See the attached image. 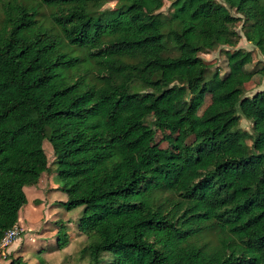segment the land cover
Here are the masks:
<instances>
[{"label": "trees", "instance_id": "trees-1", "mask_svg": "<svg viewBox=\"0 0 264 264\" xmlns=\"http://www.w3.org/2000/svg\"><path fill=\"white\" fill-rule=\"evenodd\" d=\"M241 37L264 56V0H0V242L49 141L90 264H264V90L200 57Z\"/></svg>", "mask_w": 264, "mask_h": 264}, {"label": "rangeland", "instance_id": "rangeland-1", "mask_svg": "<svg viewBox=\"0 0 264 264\" xmlns=\"http://www.w3.org/2000/svg\"><path fill=\"white\" fill-rule=\"evenodd\" d=\"M219 3L221 2V0H217ZM115 4L116 2H111L109 4H107L105 6V8H110L111 10H113L115 8ZM164 13H170L171 12V3L166 1L165 2V6L162 10ZM235 14V13H234ZM242 24L238 23L236 25V30L240 32V34H242V30H241ZM205 28H212L211 26H209L208 23H205ZM226 49H230V50H244V51H249L252 53L253 55V63L248 65L244 71V74L241 73V79L245 82V89H246V96H252L257 92H260L262 90H264V72L262 71L264 68V56L261 54V52L252 44L248 43L246 41V39L244 37H241V40L239 41V44L237 46V48H228V47H222V48H218L215 51H212L208 54H200V57H202L207 64H209V66H211V72L215 71V70H220L222 75H225V73L227 72V61H226V56L224 54L223 50ZM188 53H192L191 49H187ZM258 70V71H257ZM255 71H257L255 73ZM201 101V99L197 98V101ZM203 102V107L201 109V112L211 103V96L210 95H206L203 97L202 99ZM241 130L246 131L248 133H252V123L248 120H246L245 118L242 117L241 121H240V126ZM165 135H169V132L167 130L164 131H158L157 133V138H156V143L160 146V148L163 149H167L169 148L168 143L166 142V140L164 139ZM247 143L249 146H252L254 148L253 145V140H247ZM44 149L46 151L48 160H49V166H50V170L45 173L42 182H41V189L42 192L39 191V196L40 197H45V191L43 190V186L47 184H50L51 186L54 187H63V181L60 178L59 174H58V166L54 164L55 161V156L53 153V149L52 146L50 144L49 141H45L44 143ZM257 150V148H255ZM58 191V190H57ZM53 192L51 194V197L54 198H60L62 197V199H64L65 197V193L62 192V190L58 191V192ZM29 195V199H30V204L33 205L35 208L38 209L36 215H31L28 218H25V214H24V209H22V211L20 212L19 215V220L21 221V223L23 225L27 226V233L26 235H24L22 238L26 240V242L28 243L29 247L28 250L25 252L27 254L28 259H33L42 263L43 260L40 258L42 255V249L40 247L38 248V251H34L33 249H36V246L39 245V243H32L31 239L35 236L37 237L40 234H37L38 232H41V228L38 229V227H41L43 223V218L44 215H47L49 217L48 222H50L47 227L48 229L51 228L52 223L51 222H61L64 221L63 223H59V224H54L55 226L58 227V232L62 231L63 233H65V226L66 225H74L77 224L76 227L72 226L71 229L68 230V232L70 233V238L74 239L76 237H79L80 229H79V221L80 218L83 216L84 214V207H80L77 208L75 210L72 211H68L62 207L59 208H53L50 209L49 207H47V204L43 201L39 200L38 204H34L33 200H34V196H32L30 193H28ZM29 204V205H30ZM29 212V210H28ZM49 212V214H48ZM28 215H26L27 217ZM46 218V216H45ZM25 223V224H24ZM28 229H31L30 231H28ZM37 230V231H36ZM62 233V234H63ZM45 233H42L41 236H43ZM44 238V237H43ZM84 240L86 241V238L83 236ZM35 240H37L36 238H34ZM40 241V240H39ZM46 242V241H45ZM46 244V243H45ZM76 244V243H75ZM49 243L47 242L46 244V249L48 247ZM37 250V249H36ZM1 252V251H0ZM50 256H55L53 254H50ZM106 258L103 264H109L111 261L112 256L110 254H106ZM0 260H2L3 262L6 263V260H4L2 257H0ZM59 262V260H57L55 263L57 264ZM77 264H90V258L89 255L85 252H82L81 255L78 257Z\"/></svg>", "mask_w": 264, "mask_h": 264}, {"label": "crops", "instance_id": "crops-1", "mask_svg": "<svg viewBox=\"0 0 264 264\" xmlns=\"http://www.w3.org/2000/svg\"><path fill=\"white\" fill-rule=\"evenodd\" d=\"M44 175H45V173L42 175L38 185L25 188V193H26L27 198H28V204L24 208H22V209H24L25 218H28L31 215H36V213L38 211L37 208H35L33 205L30 204V199H29L28 193H30L32 196H34L33 197L34 198V200H33L34 204H35L36 200H40V201L45 202L47 204V207H49L50 209L59 208V207L64 208L62 205H60V203L66 202L68 200V196L66 195V193H65L64 199H62V197H60V198L51 197V194L53 192H56L57 190L60 191L61 187H57V186L54 187V186H51L50 184H47V183L45 186H43V188H44L43 190L45 191V197H40L38 195L39 191L42 192L40 185H41V182H42ZM28 210H29V212H28ZM48 214H49V212H48ZM26 215H28V216L26 217ZM45 216H46V218H45ZM49 217H50V214H49ZM49 217L47 215H44L43 223H40V224H42V226L38 227V229L41 228V232L37 233L40 235H38L37 237L34 236L31 239L32 243H36V244L39 243V245L36 246L37 250L33 249L34 251H38L37 247H40L42 249V251H44V252H42V255L40 257L43 260L42 263H39L38 261L36 263L35 260L28 259L27 254L25 252L28 250V248H30L29 247L30 244L28 245L26 240L22 238L27 233V230H26L27 226L23 225L21 223V221L19 220L17 225L23 229V233H22L21 237L18 240H16L7 249L6 257H3L1 255V252H0V257H2L4 260H6V263L3 262L2 260H0V264H11L13 261H18V263H16V264H56L55 262L57 260H59V262L57 264H77L76 261H77L78 257L81 255V253L85 250V248L88 245L87 237L83 233H80L79 237H76L74 239L70 238V235H69L70 233L68 232V230L71 229L72 226H74L71 224L65 226L66 237L62 236L63 232L59 231L60 232L59 233L58 227L55 226L54 224H56V225L59 223L64 224V221L56 222V223L51 222L52 226L50 229H48L47 225L50 223V222H48ZM76 226H77V224H75L74 227H76ZM30 230L31 229H28V231H30ZM42 233H45V234L43 236H41ZM60 236H61V238H60ZM83 236L86 238V241L84 240ZM34 238H36L37 240H35ZM47 242L49 243V245L46 249ZM60 242H66V245H63V247H60V245H59ZM50 254H53L55 256H50Z\"/></svg>", "mask_w": 264, "mask_h": 264}, {"label": "built area", "instance_id": "built-area-1", "mask_svg": "<svg viewBox=\"0 0 264 264\" xmlns=\"http://www.w3.org/2000/svg\"><path fill=\"white\" fill-rule=\"evenodd\" d=\"M22 233L23 229L16 225L5 234L0 242V251L3 257H6L7 249L21 237Z\"/></svg>", "mask_w": 264, "mask_h": 264}]
</instances>
